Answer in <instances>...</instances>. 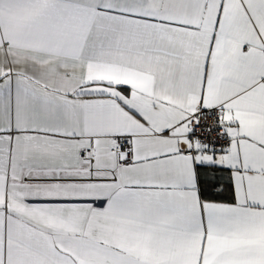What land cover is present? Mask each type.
I'll use <instances>...</instances> for the list:
<instances>
[{
  "label": "snow or ice",
  "instance_id": "1",
  "mask_svg": "<svg viewBox=\"0 0 264 264\" xmlns=\"http://www.w3.org/2000/svg\"><path fill=\"white\" fill-rule=\"evenodd\" d=\"M0 264H264V0H0Z\"/></svg>",
  "mask_w": 264,
  "mask_h": 264
}]
</instances>
